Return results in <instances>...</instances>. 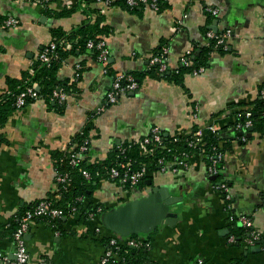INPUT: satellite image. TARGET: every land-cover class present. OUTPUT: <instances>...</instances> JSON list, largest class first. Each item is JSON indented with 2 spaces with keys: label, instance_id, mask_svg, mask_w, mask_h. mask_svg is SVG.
<instances>
[{
  "label": "crops",
  "instance_id": "obj_1",
  "mask_svg": "<svg viewBox=\"0 0 264 264\" xmlns=\"http://www.w3.org/2000/svg\"><path fill=\"white\" fill-rule=\"evenodd\" d=\"M81 1L87 6L83 0H51L46 4L0 0V96L8 90V80H21L32 71L39 52L53 40V29L68 32L87 22L86 7L68 16L56 15ZM167 1L169 7L159 12H132L119 4L96 3L94 6L103 9L104 23L112 29L105 37L110 48V73L104 72L90 50L70 55L58 77L76 82L78 92L65 101L64 112L49 107L39 97L14 110L0 126V252L15 256L11 223L18 214L56 193L57 170L51 152H71L77 146L74 137L85 127L90 112L97 114L89 132V150L82 155L87 163L105 159L115 146L142 138L156 125L166 136H188L195 125L204 128L212 123L221 131L231 119L228 113L249 109V103L258 98L259 86L264 83V0ZM207 4L219 7V15L207 13ZM184 15L179 29L177 22ZM11 16L20 20L19 26L4 25ZM215 21L219 32L231 29L233 36L225 53H212L204 72L185 73L181 84L155 79L148 73L138 90L120 95L116 103L99 110L114 77L148 71L151 56L163 46L169 48L170 69L179 68L188 51L207 46L206 30ZM78 63L83 69L77 79ZM239 104L242 106L237 107ZM263 130L259 123L256 129L244 132L247 142L233 141L215 180L206 160L195 153L185 165L171 162L166 170H151L144 185L133 189L102 179L89 200L112 208L148 194L153 187L180 197L176 224L162 226L147 236L152 243L144 249L149 264H195L198 257L206 264H264ZM223 133L227 135V131ZM216 180L228 183L231 211L214 188ZM230 214L252 220L253 228L263 237L261 248L228 240L232 228L241 226L239 220L230 221ZM59 226L56 229L44 221L32 224L26 234L28 264L44 260L52 264H100L106 247L102 238L114 234L102 227L99 216L86 222L79 221L77 215H65ZM98 226L102 234L95 233ZM117 264H122L120 258Z\"/></svg>",
  "mask_w": 264,
  "mask_h": 264
},
{
  "label": "trees",
  "instance_id": "obj_2",
  "mask_svg": "<svg viewBox=\"0 0 264 264\" xmlns=\"http://www.w3.org/2000/svg\"><path fill=\"white\" fill-rule=\"evenodd\" d=\"M87 4L84 9L87 13L88 18L87 22L81 25L78 28H75L71 31H64L62 29H53V40L58 42L59 46L57 49L58 58L51 61L50 64L42 63L41 60L37 59L32 66V71L27 72L24 75V78L21 80L10 79L8 80V90L0 96V126L3 125L10 113L17 109L16 99L17 95L23 91L27 86L37 85V92L40 97L46 100L49 107L55 109L56 111L63 113L66 108V102H60V100L53 97L55 90H62L68 93L70 96L78 92V87L76 82L69 83L66 80H60L58 77V72L63 65V62L70 56L76 55L79 53L87 52L90 50L93 52V56L98 60L99 50L97 48H89L88 42L91 39L99 40V37H106L112 33V29L109 25L104 23L103 14L99 13V8L94 6L97 3V0H83ZM159 2V11L169 7V2L167 0H158ZM82 1L76 5L66 8L58 13L57 16H68L75 11H77L82 6ZM119 4L125 9L132 12H141L145 10L144 5H138L135 7H130L127 3V0H110V5ZM96 14L93 20L89 19V16ZM207 31V30H206ZM63 41V46L60 45V42ZM72 42L71 48H65L66 42ZM159 49L157 52H159ZM225 53L227 50L223 47L214 48V41H212L210 46H203L200 50H194L190 55L189 59L192 64L186 65L182 64L177 69H168L165 72H159L158 65H151L150 69L146 72H132L131 74L138 79L139 82L149 73L150 77L155 79H164L170 82L181 84L183 82V77L185 73H193L196 68L200 66H207L210 61V57L213 52ZM83 68L79 69V74ZM108 73H110L108 65ZM79 77V76H78ZM77 77V79H78ZM264 88V83L260 84L259 90ZM35 98L29 96L26 98L27 105L33 102ZM242 106L239 104L237 107ZM249 110L252 111V119L254 122V129H256L259 123L263 124L264 127V99L259 94L258 98L253 102L249 103ZM245 111V109H233L227 115L231 118L227 125L221 131H212L204 129L203 140L198 145L190 144L193 140V133L199 129V126L195 125L192 134L186 136H166L165 133L163 144L155 149L153 155L146 156L141 155V150L139 144L129 143L128 141L118 144L114 149L108 154V156L103 160H98L92 163H87V157H83L81 161L77 164H71V153L70 151H60L53 150L51 155L55 161V168L58 173L68 172L71 176V184L67 187H61L59 194H53L47 199L52 202L55 207H60L64 209V214L68 215V210L71 205L76 206L80 213L77 215L79 221L84 220L87 222L90 215L95 213L97 207L102 206L104 211L111 209L109 206L106 207L101 203H95L90 201L93 191L98 187L99 182L108 178L110 168L116 163L117 160H121L125 157H131L135 160L136 165H141V163H146L151 170L159 169L158 164H156L158 158L167 157L169 160L175 158L176 155H181L182 153L187 154H200L201 152L208 155H213L216 152L222 154L223 159L218 162L219 167L224 166V155L228 150H232L233 141L236 139L240 143H244L241 140L244 135V130H239L236 128L237 123H243L245 117L238 116L239 113ZM97 112H90L88 121L85 127L79 132L75 137L73 143H77V146L74 147V152L79 150V147L89 138V132L93 128V119L96 117ZM235 115L236 119H233L232 116ZM227 131V135L223 132ZM240 132L242 134H240ZM230 133L232 135L229 136ZM240 134V135H239ZM226 135V136H225ZM264 135V130H263ZM219 142H222V145H219ZM72 143V144H73ZM120 147L125 148L123 153ZM210 158V157H209ZM209 158H206L207 164H210ZM87 169L92 174V179L88 180L84 174L83 170ZM221 174L219 173L217 177ZM147 177V176H146ZM143 178L138 186H143L145 182ZM216 183L220 182L219 180L215 181ZM128 187V185H127ZM34 204L29 209H32ZM29 209L24 210L10 225V232L13 235L14 231L19 225L18 219ZM37 221H44L43 219H38ZM63 222V217L47 222L53 228H60L59 224ZM59 226V227H58ZM104 227V226H102ZM105 228V227H104ZM232 234L235 236L236 244H245V238L247 237L249 231L243 226H236L231 230ZM97 233V232H95ZM133 237H138L137 235H132ZM110 236H103L102 241L105 243L108 242ZM148 242H151V237L147 238ZM247 246V245H246ZM147 247L133 248V247H123L120 251V256L122 257V264H149L145 260L146 254L144 249ZM149 248V247H148Z\"/></svg>",
  "mask_w": 264,
  "mask_h": 264
},
{
  "label": "built area",
  "instance_id": "obj_3",
  "mask_svg": "<svg viewBox=\"0 0 264 264\" xmlns=\"http://www.w3.org/2000/svg\"><path fill=\"white\" fill-rule=\"evenodd\" d=\"M43 4L50 2L51 0H39ZM97 3L100 5L109 6L110 0H97ZM127 3L130 7H135L138 5H144L145 9L153 10L159 12V2L158 0H127ZM86 6L82 5L81 8H85ZM205 11L212 16H218L220 13V9L217 6H213L210 4L205 5ZM103 11L100 8L99 13L101 14ZM96 14H92L89 16L90 20L95 18ZM179 18L177 22V27L180 29L184 18ZM4 25L8 28L17 27L20 25V20L16 17H8L3 21ZM233 36V32L231 29H225L222 32L214 31L212 28H209L206 31V40L207 46H210L212 41H214V48L223 47L224 49L228 48L227 41ZM99 40L91 39L88 42L89 48H97L99 50L98 61L104 66V72H108V64H109V57H110V48L107 45L105 37H99ZM63 41L60 42V45L63 46ZM65 48H71L72 42H66ZM58 42L52 40L48 44H46L42 50L39 52L37 59L41 60L42 63L50 64L52 60L58 58ZM168 53L169 48L168 46H163L159 52L153 54L150 58L151 65H158L159 72H165L170 69L168 64ZM192 54L191 51H188L187 54L182 58V63L189 65L192 64L189 57ZM81 64H77L76 66V77L79 76V69L81 68ZM206 66H200L196 68L193 73L200 74L204 72ZM140 88V82L136 79L132 74H121L117 75L113 79V83L111 88L106 92L104 98V105L99 109L102 110L104 107H107L111 104H114L118 101L120 95L128 92V91H135ZM259 94L264 99V88L259 90ZM33 97L35 99L39 98V94L37 92V85L27 86L23 91H21L17 95L16 99V106L17 108H23L27 105L26 98ZM53 97L60 100V102H64L70 97V95L62 90H55L53 93ZM238 116L245 117V121L243 123H237L236 128L239 130H244L248 132L252 127H254V122L252 119V111L246 109L245 111L238 114ZM205 129L212 130V131H220L218 126L214 123L208 124ZM164 131L160 126H153L150 132L143 136L138 140L128 141L129 143L139 144L141 155L150 156L153 155L155 149L160 147L164 141ZM192 134V133H191ZM204 129L199 128L196 132H194L193 140L190 143L191 145H198L203 140ZM179 136V135H176ZM183 136V135H180ZM249 139L247 134H244L241 138L242 141L247 142ZM222 142H219V145ZM90 147V139L87 138L85 142L79 147L77 152H74V149L71 150V164H77L81 161L82 155L89 150ZM121 151L124 153L126 150L123 147H120ZM191 154L182 153L181 155H176L174 159L169 160L167 157L163 156L158 158L156 164H158L161 170H166L169 166V163L174 162V164L178 165H185L186 160L190 157ZM200 156L204 158H209L210 164H207L208 172L212 176H218L222 167L218 166V162L223 159L222 154L216 152L213 155H208L206 153L201 152ZM174 169H177L174 167ZM150 172V167L146 163H141V165H136V162L133 158L125 157L121 160H117L116 163L110 168L108 174V178L114 180L115 182L124 185L129 188L133 189L138 186L140 181L145 178ZM84 176L88 179H92V174L87 170H83ZM71 176L68 172L65 173H58L56 174V184H57V191L56 194L59 193L61 187H67L71 184ZM214 188L221 194L222 198L227 203V209L231 211L233 209V205L231 203V194L228 183L226 181H220L218 183L214 182ZM58 197L61 196V193L57 195ZM104 211L102 206L97 207L95 213L91 214L88 220H93L96 217L100 216ZM64 209L60 207H55L52 202L48 199L41 200L34 206L32 209L27 210L19 219V225L17 229L14 231L12 237L13 241L16 246L15 256L12 257L9 254L0 252V264H28L29 260V253L26 245V234L29 231L30 227L33 223H36L38 219H43L44 222H49L61 217H64ZM68 215H78L80 213L79 209L71 205L68 210ZM239 220L241 222V226L245 227L249 233L245 238V244L247 246L262 244L263 237L262 235L253 228V222L248 216H236L235 214H230V221ZM94 231L102 234V228L100 226L94 228ZM231 243L236 241V238L233 234H231L228 238ZM151 242H148L146 238L142 237H133L129 236L125 239H119L115 235H111L106 243L104 255L101 258L100 264H117V258H120L122 261V257L120 256V251L123 247H133V248H140V247H150ZM41 264H52L48 260H44ZM130 264V263H125ZM195 264H206V261L203 257H198L195 261Z\"/></svg>",
  "mask_w": 264,
  "mask_h": 264
},
{
  "label": "water",
  "instance_id": "obj_4",
  "mask_svg": "<svg viewBox=\"0 0 264 264\" xmlns=\"http://www.w3.org/2000/svg\"><path fill=\"white\" fill-rule=\"evenodd\" d=\"M211 28L218 31L217 21ZM39 89V88H37ZM251 128V130H253ZM216 179L217 176H211ZM177 196L171 195L166 189L153 187L141 197L127 200L103 212L99 220L114 235L129 237L137 235L142 238L162 226H174L178 220ZM257 247L261 248L258 244Z\"/></svg>",
  "mask_w": 264,
  "mask_h": 264
}]
</instances>
